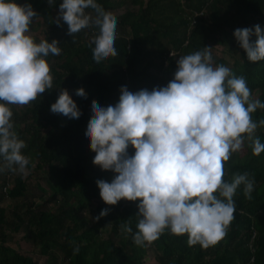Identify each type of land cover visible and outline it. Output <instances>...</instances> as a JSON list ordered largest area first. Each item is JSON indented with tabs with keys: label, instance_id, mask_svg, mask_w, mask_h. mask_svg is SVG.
<instances>
[{
	"label": "trees",
	"instance_id": "1",
	"mask_svg": "<svg viewBox=\"0 0 264 264\" xmlns=\"http://www.w3.org/2000/svg\"><path fill=\"white\" fill-rule=\"evenodd\" d=\"M61 2L31 0L39 12L31 25L33 35L38 40L58 39L62 47L59 55L49 57L55 87L29 104L12 105L14 129L27 144L22 151L31 158L29 169L45 175L46 188H39L43 194L50 191L49 201L30 200L27 179L9 177L11 168L0 172L7 175L0 177V264H39L32 251L27 254L11 246L24 226L31 247L42 255L55 251L51 257L55 264H148L150 257L155 264H264V152L254 154L251 141L245 140L243 149L226 162L224 178L249 173L255 178L252 198L242 185L234 196L235 219L226 235L204 247L190 245L188 234L170 230L137 245L133 236L139 202L122 199L109 205L103 200L97 180L111 181L115 173L93 163L96 153L85 140L93 103H117L122 86L138 91L166 85L178 56L205 45L213 47L217 64L244 76L253 96L264 101V60H248L234 36L237 28L257 23L264 28V0H96L116 19L118 33V55L100 64L93 63L91 55L95 32L70 34L67 22L62 18L56 22ZM224 55L234 60L231 65ZM65 89L81 113L79 122H68L51 111ZM77 91H83L86 102L75 98ZM252 115L256 121L264 120V109ZM255 135L264 142V125ZM130 152L134 154V147ZM7 200L11 206L2 205ZM104 208L110 209L108 215L97 221ZM128 223L133 233L122 230L121 225Z\"/></svg>",
	"mask_w": 264,
	"mask_h": 264
},
{
	"label": "clouds",
	"instance_id": "2",
	"mask_svg": "<svg viewBox=\"0 0 264 264\" xmlns=\"http://www.w3.org/2000/svg\"><path fill=\"white\" fill-rule=\"evenodd\" d=\"M38 16L31 0H0V172L6 167L24 175L30 171L31 158L22 151L26 141L14 129L12 105L29 104L55 87L49 57L59 55L62 47L58 39L33 35L31 25ZM60 18L70 34L89 29L97 34L90 41L93 63L118 55L117 21L96 0H62L57 23ZM234 36L248 60H264V28L259 23L235 29ZM212 49L205 45L178 56L166 85L138 91L122 86L117 103L91 105L85 140L96 153L93 163L115 173L111 181L97 180L100 194L109 205L122 199L139 202L137 230L131 223L121 225L134 232L137 245L170 230L188 234L190 245L208 247L226 235L235 219L237 190L243 185L252 198L255 178L244 172L226 180L225 164L245 140L252 142L254 154L264 152V142L255 135L264 120L252 115L264 109V101L253 96L244 76L217 64ZM75 98L87 100L83 91ZM51 111L72 123L82 118L66 89ZM109 211L104 208L95 219Z\"/></svg>",
	"mask_w": 264,
	"mask_h": 264
},
{
	"label": "rangeland",
	"instance_id": "3",
	"mask_svg": "<svg viewBox=\"0 0 264 264\" xmlns=\"http://www.w3.org/2000/svg\"><path fill=\"white\" fill-rule=\"evenodd\" d=\"M40 36V33L37 34V36ZM41 37H43V35L41 34ZM226 56V58L229 61V65H231L233 63V59H231L228 55H224ZM12 171V172H11ZM6 173H3L0 175L1 179L2 178H6ZM44 174L41 172H32L31 170L29 171V173L27 175H24L18 171H13V170H9V177H24L25 179H27L28 185H29V196H30V200L34 199L36 200V202H38L39 204H42V201H49V195H50V191L48 190L46 193L43 194V192L41 191L40 187H45L46 188V183L44 181ZM44 198V199H43ZM3 206H11L12 203L11 201L7 200L6 202H4L2 204ZM55 206V205H53ZM52 206V207H53ZM27 227L24 226L21 230L20 233H17L15 240L11 242V246L15 249H18L20 251H23L24 253L29 254L31 251L34 253V257L37 260V262L39 264H55L54 261H52L51 257L55 254V251L50 250L48 255H42L39 253V251L37 249H34L33 247L30 246L28 240L24 237L27 233ZM104 235H106L107 231L103 232ZM32 253V254H33ZM148 264H155L154 259L152 257H150L148 259Z\"/></svg>",
	"mask_w": 264,
	"mask_h": 264
},
{
	"label": "built area",
	"instance_id": "4",
	"mask_svg": "<svg viewBox=\"0 0 264 264\" xmlns=\"http://www.w3.org/2000/svg\"><path fill=\"white\" fill-rule=\"evenodd\" d=\"M118 34V33H117ZM175 55V53L174 52H172V53H170V57H172V56H174ZM255 237V236H254Z\"/></svg>",
	"mask_w": 264,
	"mask_h": 264
}]
</instances>
